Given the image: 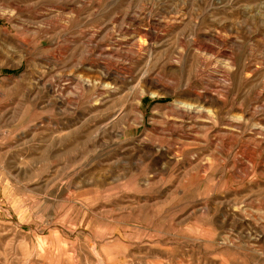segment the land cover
<instances>
[{
    "label": "rangeland",
    "instance_id": "obj_1",
    "mask_svg": "<svg viewBox=\"0 0 264 264\" xmlns=\"http://www.w3.org/2000/svg\"><path fill=\"white\" fill-rule=\"evenodd\" d=\"M0 264H264V0H0Z\"/></svg>",
    "mask_w": 264,
    "mask_h": 264
},
{
    "label": "bare ground",
    "instance_id": "obj_2",
    "mask_svg": "<svg viewBox=\"0 0 264 264\" xmlns=\"http://www.w3.org/2000/svg\"><path fill=\"white\" fill-rule=\"evenodd\" d=\"M111 70V69H110ZM113 72V71H112ZM99 74H100V79H105L106 77H108L109 76V69L108 68H106L105 66L103 67H101V69H100V72H99ZM118 74V73H117ZM113 75V74H112ZM116 75V74H115ZM121 75V74H120ZM111 76V75H110ZM111 77H113V78H110V80H111V82L112 83H116L117 82V79L115 78V76L113 75V76H111ZM110 83V82H109ZM153 86V85H152ZM151 86V87H152ZM154 87V86H153ZM166 88V87H165ZM195 93V92H194ZM193 93V94H194ZM190 95V94H189ZM203 96V98H204V95H202ZM195 97V96H194ZM208 97V96H207ZM206 97V98H207ZM213 97V96H212ZM189 98H192V97H189ZM203 98L202 97H200V95H196V98L194 99L195 101H198V102H204V101H207V100H203ZM206 98H204V99H206ZM141 99V98H140ZM213 99H215V98H213ZM217 99V98H216ZM209 100V99H208ZM218 100V99H217ZM216 100V101H217ZM181 102V101H180ZM220 102V101H219ZM210 103V102H209ZM214 103V102H213ZM213 103L211 104V105H213ZM189 104V103H188ZM198 104V103H197ZM186 105H187V103H186ZM198 105H200V104H198ZM205 106V105H204ZM215 106V105H214ZM196 107V106H195ZM191 109H193V108H191ZM199 109V108H198ZM203 110H204V108H203ZM188 111V110H187ZM191 111V110H190ZM194 111V110H193ZM189 112V111H188Z\"/></svg>",
    "mask_w": 264,
    "mask_h": 264
}]
</instances>
